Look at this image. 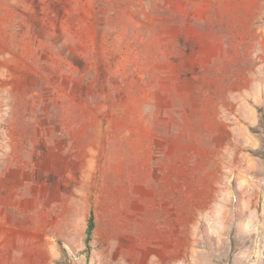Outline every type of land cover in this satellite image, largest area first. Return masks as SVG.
<instances>
[{
  "label": "rangeland",
  "instance_id": "374dc122",
  "mask_svg": "<svg viewBox=\"0 0 264 264\" xmlns=\"http://www.w3.org/2000/svg\"><path fill=\"white\" fill-rule=\"evenodd\" d=\"M263 114L264 0H0V264H124L117 198L180 154L241 196Z\"/></svg>",
  "mask_w": 264,
  "mask_h": 264
},
{
  "label": "crops",
  "instance_id": "0c3cea01",
  "mask_svg": "<svg viewBox=\"0 0 264 264\" xmlns=\"http://www.w3.org/2000/svg\"><path fill=\"white\" fill-rule=\"evenodd\" d=\"M134 168L133 180L141 181L142 167ZM149 168L154 180L149 195L134 189L116 200L118 215L132 214L118 228L117 259L124 264H264V179L240 184L239 197H225L215 179L203 184L190 175L186 154L184 162L180 154L179 162Z\"/></svg>",
  "mask_w": 264,
  "mask_h": 264
},
{
  "label": "trees",
  "instance_id": "16d2710c",
  "mask_svg": "<svg viewBox=\"0 0 264 264\" xmlns=\"http://www.w3.org/2000/svg\"><path fill=\"white\" fill-rule=\"evenodd\" d=\"M264 118V114H263ZM95 212L91 210L89 218H88V223H87V228H86V245H87V252L91 250V243L93 240L94 232L96 229V219H95Z\"/></svg>",
  "mask_w": 264,
  "mask_h": 264
}]
</instances>
